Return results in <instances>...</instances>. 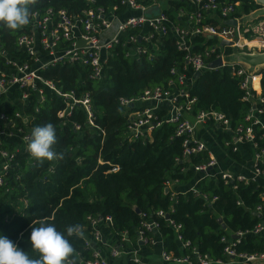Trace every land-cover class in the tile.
<instances>
[{"label":"trees","instance_id":"16d2710c","mask_svg":"<svg viewBox=\"0 0 264 264\" xmlns=\"http://www.w3.org/2000/svg\"><path fill=\"white\" fill-rule=\"evenodd\" d=\"M219 4L238 1L234 13L254 10V0H215ZM118 0H94L90 5L102 4L107 7ZM74 8L83 6L81 0H41V5ZM165 5V6H164ZM162 12L173 22L179 9L194 11L195 4L185 0H166ZM218 12V10H216ZM219 14V13H217ZM23 27L9 31L0 26V36L6 48L16 53L14 41ZM191 51H202L215 42L213 37L192 35ZM227 52L230 48L225 49ZM183 51L177 49L170 33L161 37L151 55L142 53L139 58L124 54V47L114 45L99 78H84L85 69L77 65L57 63L41 73L52 79L62 91L73 89L76 93L87 91L91 101V115L95 125L85 123L84 113L77 109L63 120L55 112L61 108L59 96L43 90V99L37 101L30 94L23 108L32 113L30 124L43 126L51 123L56 129L57 144L54 150L63 153V159L37 163L34 158L28 163L21 147L15 151L5 173L8 190L0 187V236L7 237L27 252L30 258H39L31 249L28 238L31 227L54 224L58 231L66 234L70 225L80 224L88 230L87 215H109L110 228L115 231L125 229L127 237L133 239L135 228L143 213L157 221L161 246L174 254L189 252L195 245L200 252L212 258L222 256L221 236L229 238L235 231L250 229L264 217V187L254 180L247 183L236 182L233 187L223 183L218 174L214 178H198L194 189L206 193V203L191 189L176 191L171 196L169 188L164 191V181L187 182L195 176L188 166L207 161V150L190 155L188 160L176 159L181 154V136H175L176 123L162 121L150 130L149 137H130L126 131L123 107L118 97H131L144 89L160 86L170 88L167 80L172 79L176 87H182L175 78L182 69ZM177 71H170V68ZM240 77L231 74L226 66L205 69L190 85L189 95L194 96L192 112L198 109H213L222 112L229 119L231 129L243 121L249 102L242 99L243 90L239 87ZM256 85V77L252 80ZM169 86V87H168ZM260 87L264 91V69L261 70ZM37 104L38 111L32 106ZM17 106L6 101L0 102V109L13 113ZM160 115L163 110L156 111ZM70 120L79 123L74 129ZM228 132L216 130V141L228 157L240 161L239 149L232 150ZM15 143L6 146L13 149ZM240 145L250 154V144ZM116 166V170H109ZM18 175L16 177L15 175ZM25 200L23 203L22 200ZM237 201H239L237 203ZM260 205V213L255 210ZM137 209V211H135ZM166 211V217L179 224L178 233L189 246L178 249L175 233L165 216H157L155 211ZM8 219L4 220V216ZM220 218V221L217 218ZM221 223L224 227H221ZM151 235L150 231H145ZM70 243L82 257H89V250L78 237H71ZM238 251L264 250L261 235L245 233L235 245ZM76 254V253H75ZM74 254V258L76 256ZM77 261V260H76ZM124 264H134L126 261Z\"/></svg>","mask_w":264,"mask_h":264},{"label":"built area","instance_id":"2783aa9c","mask_svg":"<svg viewBox=\"0 0 264 264\" xmlns=\"http://www.w3.org/2000/svg\"><path fill=\"white\" fill-rule=\"evenodd\" d=\"M83 6L74 8L41 5V0L31 8L30 23L24 26L16 36L14 49L10 52L0 36V102L15 104L13 113L0 109V187L8 190L5 173L15 151L21 147L24 158L32 163V157L27 151L32 129L30 124L32 113L24 110L23 104L28 101L32 93L37 101L43 99V90H48L61 98L62 106L55 114L65 119L73 110H81L85 115V123L93 126L90 95L87 91L76 93L73 89L62 91L52 79L41 73L47 67L57 63L77 65L85 69L84 78H99L107 62L110 49L119 44L124 47V54L139 58L142 53L151 55L161 37L167 33L172 36L174 46L183 51L182 69L177 71L176 82L182 87H176L172 79H168L170 88L163 89L154 86L144 89L140 94L131 97H118V103L123 107L126 131L130 137H149L150 130L162 121L176 123L174 135L181 136V154L179 161L188 160L206 149V142L199 136L198 127L206 124L212 132L216 130L228 132L229 140L225 144H232L235 150L240 143L248 142L252 151V174L218 169L213 172L215 160L208 153V159L202 163H195L188 167L198 173L199 178H214L218 174L223 183L233 187L236 182L247 183L257 175L264 176V91L260 87L261 70L264 63L255 66L236 59L238 53L264 52V15L250 17L253 10L246 13H234L238 1L219 4L215 0H185L195 4L194 11L179 9L177 18L185 16L182 21H171L161 10L156 0H118L107 7L102 4L90 5L94 0H81ZM158 6V13L146 15L144 11L152 6ZM218 10V12L216 11ZM219 13V14H217ZM234 19L235 23H229ZM114 24L109 34L105 35ZM200 35L205 38L213 37L215 42L203 48L202 51H191L190 37ZM228 40L227 43L221 42ZM230 48V51H226ZM219 64L209 65L214 59ZM226 66L231 74L240 77L239 87L243 90L242 99L249 102L243 121L229 126V119L220 111L213 109H198L192 112L194 96L189 95L188 89L195 78V71ZM256 77V85L252 78ZM168 86V87H169ZM38 111L37 104L32 106ZM163 110L158 115L156 111ZM70 125L78 129L79 123L70 120ZM15 143L13 149L6 145ZM207 150V149H206ZM111 166L109 170H116ZM18 177V175H15ZM176 181V180H173ZM172 181L165 180V187ZM196 195L209 203L214 196L208 198L206 193L199 192L191 186ZM171 191V196L173 195ZM25 203V200H22ZM239 201H237L238 203ZM260 213V205L255 206ZM157 216H165L171 225L178 241V249L190 245L189 240L182 239L178 233L179 224L166 217V211L157 209ZM139 225L135 228L134 241L127 237L125 229L115 231L110 228L109 215H87L88 230L84 232L83 244L89 250V257H82L76 252L77 264H110L109 258L126 256L134 264H148L140 255V249L154 244L159 237L158 223L153 218L141 213ZM4 216V220L8 217ZM101 227L109 228L114 235V242L107 244L101 234ZM83 229L85 227L83 226ZM145 231L152 234L147 235ZM245 233L261 235L264 240V217L250 229L235 231L229 238L220 237L222 256L212 258L205 252H200L195 245H191L189 252L174 254L162 248L159 259L173 264H221V263H252L264 264V250L238 251L235 249L239 237Z\"/></svg>","mask_w":264,"mask_h":264},{"label":"clouds","instance_id":"9594fccd","mask_svg":"<svg viewBox=\"0 0 264 264\" xmlns=\"http://www.w3.org/2000/svg\"><path fill=\"white\" fill-rule=\"evenodd\" d=\"M36 3L37 0H0V26L9 31L27 26L31 8ZM56 144V129L48 123L32 129L27 151L39 164L63 159L64 154L54 150ZM73 236L84 238L83 225L68 226L66 234L51 223L31 227L28 241L31 249L38 254L39 258L36 259L30 258L27 252L7 237L0 236V264H77L74 258L76 249L69 239Z\"/></svg>","mask_w":264,"mask_h":264},{"label":"crops","instance_id":"0c3cea01","mask_svg":"<svg viewBox=\"0 0 264 264\" xmlns=\"http://www.w3.org/2000/svg\"><path fill=\"white\" fill-rule=\"evenodd\" d=\"M157 3H159L160 7H163V5L166 3V0L161 2L159 0H156ZM165 6V5H164ZM114 24L112 25L113 28ZM112 30V29H110ZM106 32V34L110 33ZM198 134L199 136L206 142V149L207 153H209L210 156H212L215 160V166L213 167L212 171L216 172L218 169H226L230 171H236L241 172L246 175L252 174V167H253V160L251 158V154L247 152L241 145H239L238 149L241 155V160L236 161L230 157L224 152V150L221 148V146L216 141V134L212 132L210 129V126L203 124L198 127ZM198 175V173H195ZM199 178L198 176H195L192 180H189L187 182H180V181H172L170 185L172 186V191H184L186 189H189L191 186L194 185L196 180ZM253 180L257 183V185H260L264 187V176L257 175L253 178ZM169 188V187H168ZM101 234L103 240L107 244H112L115 240L114 235L112 234V231L109 228L101 227ZM176 246L178 247V241L174 239ZM161 250V242L159 237H157V240L154 244L144 247L143 250L140 249V255L144 258V260L148 264H172V262H162L159 259L158 252ZM110 264H124L126 261H128V258L126 256L123 257H117V258H109ZM221 264H252V263H221Z\"/></svg>","mask_w":264,"mask_h":264},{"label":"water","instance_id":"95a60500","mask_svg":"<svg viewBox=\"0 0 264 264\" xmlns=\"http://www.w3.org/2000/svg\"><path fill=\"white\" fill-rule=\"evenodd\" d=\"M254 2L257 4V7L249 14L250 17H257L260 15H264V0H254ZM158 6L157 5H152L148 7L144 13L146 15H149L151 13L156 14L158 13ZM229 23H235L234 19H229ZM221 42L227 43L228 40H222ZM236 59L248 64L249 66H255L258 64H263L264 63V52H253V53H238L236 55ZM219 59H214L209 62V65H217L219 64ZM199 74V71H195L194 76L196 77ZM167 190V187H164V191ZM137 211V209L135 210ZM217 220L220 221V218L218 217ZM221 227H224V224L221 223Z\"/></svg>","mask_w":264,"mask_h":264},{"label":"rangeland","instance_id":"374dc122","mask_svg":"<svg viewBox=\"0 0 264 264\" xmlns=\"http://www.w3.org/2000/svg\"><path fill=\"white\" fill-rule=\"evenodd\" d=\"M159 1L161 2V3H160L161 5H162V2H164V0H159ZM111 27H112V26H111ZM110 29H112V28H110ZM110 29H109V30H110ZM106 32H109V31H105V33H106ZM169 189L172 190V186H171V185H169ZM6 218H7V217H6ZM172 264H173V263H172ZM181 264H185V263H181Z\"/></svg>","mask_w":264,"mask_h":264},{"label":"bare ground","instance_id":"6f19581e","mask_svg":"<svg viewBox=\"0 0 264 264\" xmlns=\"http://www.w3.org/2000/svg\"><path fill=\"white\" fill-rule=\"evenodd\" d=\"M254 78V77H253ZM253 78H252V80H253Z\"/></svg>","mask_w":264,"mask_h":264}]
</instances>
